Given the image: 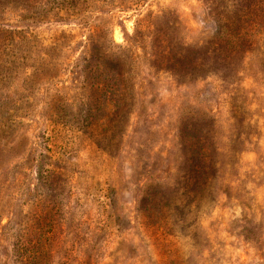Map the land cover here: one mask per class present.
Here are the masks:
<instances>
[{
    "label": "rangeland",
    "instance_id": "rangeland-1",
    "mask_svg": "<svg viewBox=\"0 0 264 264\" xmlns=\"http://www.w3.org/2000/svg\"><path fill=\"white\" fill-rule=\"evenodd\" d=\"M0 264H264V0H0Z\"/></svg>",
    "mask_w": 264,
    "mask_h": 264
}]
</instances>
